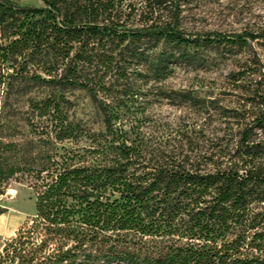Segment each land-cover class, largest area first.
<instances>
[{"label": "trees", "instance_id": "obj_1", "mask_svg": "<svg viewBox=\"0 0 264 264\" xmlns=\"http://www.w3.org/2000/svg\"><path fill=\"white\" fill-rule=\"evenodd\" d=\"M189 3L0 0V83L49 90L30 100L31 137H0V198L13 181L34 195L0 264H264L263 80L251 90L254 117L158 85L200 50L231 53L264 30L188 32ZM65 89L87 92L102 128L69 117ZM163 100L193 116L158 118ZM204 114L223 118V135L204 134Z\"/></svg>", "mask_w": 264, "mask_h": 264}, {"label": "rangeland", "instance_id": "obj_2", "mask_svg": "<svg viewBox=\"0 0 264 264\" xmlns=\"http://www.w3.org/2000/svg\"><path fill=\"white\" fill-rule=\"evenodd\" d=\"M20 6H40L41 0H10ZM182 24L186 31L197 33L218 32L232 37L235 33L264 30V0H190L182 12ZM199 58L190 66H178L158 85L165 89H187L201 97L216 98L218 104L229 114L239 117L257 114L251 90L255 79L264 84V41L248 42L244 48L231 53L224 49L204 48ZM240 71L241 79L234 82V73ZM0 83V137L4 140L24 141L32 136L28 121L35 120L30 108L31 99H40L49 93L47 88H30L20 79L1 77ZM57 92V90H55ZM71 101L69 117L87 128L98 130L102 123L88 94L81 89L58 91ZM169 100L153 104L158 118L175 120L182 115L193 116L186 107H178ZM246 103V104H245ZM248 112V114H247ZM218 115L207 118L204 114V134L210 138L223 135L224 124ZM237 127L235 125L234 130ZM40 132V127L37 133ZM37 135V134H36ZM259 137L264 139V130ZM0 202L6 211L0 216V244L12 237L34 213L32 190L21 182H11Z\"/></svg>", "mask_w": 264, "mask_h": 264}]
</instances>
